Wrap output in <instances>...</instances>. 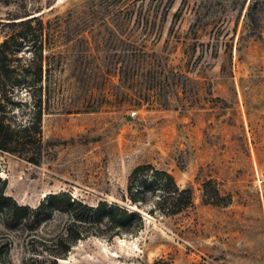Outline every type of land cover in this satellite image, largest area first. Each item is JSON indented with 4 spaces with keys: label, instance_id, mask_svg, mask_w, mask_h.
<instances>
[{
    "label": "rangeland",
    "instance_id": "rangeland-1",
    "mask_svg": "<svg viewBox=\"0 0 264 264\" xmlns=\"http://www.w3.org/2000/svg\"><path fill=\"white\" fill-rule=\"evenodd\" d=\"M10 36L0 118L40 119L42 142L0 150L6 196L135 209L139 166L191 191L174 216L141 195L136 234L104 230L57 264H264V0H0ZM66 224L56 213L38 234ZM0 256L48 264L1 223Z\"/></svg>",
    "mask_w": 264,
    "mask_h": 264
},
{
    "label": "trees",
    "instance_id": "trees-1",
    "mask_svg": "<svg viewBox=\"0 0 264 264\" xmlns=\"http://www.w3.org/2000/svg\"><path fill=\"white\" fill-rule=\"evenodd\" d=\"M35 19V18H31ZM31 19L27 23L30 26ZM24 25L26 21L19 22ZM14 25L15 23H11ZM20 42V41H19ZM18 44L15 37L10 36L0 44V70L7 73V54ZM126 72L120 70V75ZM39 113V118H40ZM40 119L25 126L11 128L0 118V150L15 153L20 147L29 148L30 143L41 144ZM27 160L36 163L32 157ZM6 182L0 179V223L12 232L25 235L26 245L33 256L45 258L48 264H57L64 259L71 248L79 241L91 236H98L104 230L113 231L110 239H115L120 232L136 234L143 226V217L136 209L140 197H154L155 209L167 216L179 214L191 205V191L180 189L174 178L164 171H158L151 166H139L131 173L127 195L135 209H128L119 204L98 202L90 206L62 192L49 194L37 206L19 205L5 194ZM217 195V194H216ZM215 195V197H216ZM216 199V198H211ZM58 213L67 217L63 231L41 236L38 231L49 223ZM31 259H35L31 257ZM0 264H12L0 256Z\"/></svg>",
    "mask_w": 264,
    "mask_h": 264
}]
</instances>
